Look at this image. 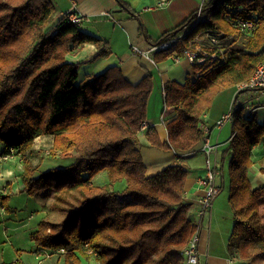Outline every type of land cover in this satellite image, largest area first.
I'll use <instances>...</instances> for the list:
<instances>
[{"label": "trees", "instance_id": "16d2710c", "mask_svg": "<svg viewBox=\"0 0 264 264\" xmlns=\"http://www.w3.org/2000/svg\"><path fill=\"white\" fill-rule=\"evenodd\" d=\"M117 2L139 17L126 0ZM55 13L52 0H0L3 155L15 153L23 160L20 192L33 196L52 189L54 206L67 211L62 222H40L31 235L36 252L64 248L66 264H82L81 258L91 254L99 264H182L183 251L199 228L185 198L188 170L171 164L148 176L138 148L153 75L132 84L119 66H111L78 82L79 65L66 55L92 42L99 47L94 58L106 57L110 43L68 16L53 24ZM195 13L157 40L139 17L140 32L155 44L189 26ZM203 16V24L231 36V54L196 80L166 84V112L177 116L167 123L165 141L155 129L145 131L152 147L176 153L194 149L205 137L203 115L216 97L225 90L234 94L264 60V0H209ZM250 18L257 27L245 34L234 22ZM153 57L161 62L169 54L156 51ZM232 128L236 134L223 152V161L231 155L228 202L235 219L227 248L243 260L252 259L254 251L264 258V184L253 186L249 177L252 151L264 142V122L257 112L248 115L240 108ZM43 134H55L49 153L71 154L73 161L38 173L40 165L31 156L38 153L34 139ZM102 172L107 180L95 181Z\"/></svg>", "mask_w": 264, "mask_h": 264}, {"label": "crops", "instance_id": "0c3cea01", "mask_svg": "<svg viewBox=\"0 0 264 264\" xmlns=\"http://www.w3.org/2000/svg\"><path fill=\"white\" fill-rule=\"evenodd\" d=\"M126 1L139 12V17L152 40H157L166 31L181 24L203 2V0H163L166 3L160 6L159 1L161 0ZM52 2L56 8L54 24L63 16H67L70 11H74L83 16V21L80 24L82 30L110 43L111 53L106 57L94 58L99 52V47L92 42H86L78 51H71L66 55L68 62L79 65L78 82L92 78L111 66H119L124 76L132 84H137L146 75L152 74L154 86L148 101L146 121L150 123L151 128L158 132L163 141L167 140V123L176 118L177 114L176 112L170 114L166 112L169 106L166 104L165 86L168 82L174 80L185 83L191 80L194 75L196 76L195 69L190 61L185 58L176 61L168 57L167 60L157 62L154 57L148 56L147 51L153 43L148 42L145 35L140 32L139 17H134L128 11L122 9L117 0H52ZM136 47L139 49L138 51ZM260 100L264 102V95L261 96ZM230 102L224 111L215 108L212 111L211 108L203 115L204 122L210 128L209 139L213 144H220L217 150L211 154V159L217 166V181L222 186L221 192L214 200L211 213L206 215L199 216L198 213L200 200L205 193V189L200 184V179L207 173L206 161L208 158V154L200 150L201 142L189 152L176 153L150 146L146 132L139 133L141 143L138 148L142 152L148 176L171 164H182L188 170L185 198L192 203L191 215L199 224L201 264H207L204 257L208 258L210 264H233L230 260L238 258V255L230 254L227 248L235 221L228 202L229 189L228 194L220 198L226 181L229 183L228 164L227 160L223 161L224 151H221V149L229 145L233 128L230 126L229 129H225L226 124L222 128L215 126L222 114L229 109ZM257 113L259 121L264 122V109L258 110ZM230 122L232 123V121ZM54 138L55 136L52 134L37 136L33 143L34 150H39L36 148L46 146V144L53 145ZM4 149L5 144L0 141V185H3L0 188L6 192L17 193L24 188L20 176L23 162L20 161L22 160L21 157L15 153L3 155ZM64 157L65 159L62 160L64 165L62 166L67 165L74 158L71 154ZM252 159L254 164L249 170L251 182L253 186L263 185L264 142L253 149ZM54 166L56 165L47 160L40 165L38 173ZM106 177V172H102L95 178V181L105 182ZM45 194L46 192H41L38 195ZM42 210L45 211L44 208ZM228 218H230V223ZM46 250L50 251L51 255L43 260L39 259L37 264H66L63 252ZM35 258H37L36 255ZM51 259H54L55 262ZM242 261L247 263V260L246 262Z\"/></svg>", "mask_w": 264, "mask_h": 264}, {"label": "built area", "instance_id": "2783aa9c", "mask_svg": "<svg viewBox=\"0 0 264 264\" xmlns=\"http://www.w3.org/2000/svg\"><path fill=\"white\" fill-rule=\"evenodd\" d=\"M205 2L206 0H203L196 9L195 18L189 26L163 41L151 44L147 51V55L153 57L154 52L164 51L169 54V58L176 61L185 58L190 61L193 67H198V69L195 70L197 77L200 76L207 67L214 69L217 64L225 62L232 51L230 44L231 36L226 34L225 31L203 24L205 23V17L203 16ZM165 3L166 2L163 0L159 1L160 6ZM67 16L77 24H81L83 21V16L74 11H70ZM234 23L238 29L245 34L252 33L257 27L255 19L253 18L240 19ZM136 50L138 51L139 49L136 47ZM164 94L166 95V92ZM263 95L264 60L258 64L252 77L248 81L237 85L229 109L222 114L215 126L222 128L227 122L232 121L236 109L243 108L248 115L264 109V102L260 100ZM148 128H150V123L144 121L141 125V132L146 131ZM201 129L204 131L205 137L201 142L200 150L208 154V158L206 161L207 173L200 179V184L205 189V193L200 200L199 216L211 213L214 200L222 190L221 184L217 181V166L211 159V154L217 150L220 144H213L209 139L208 133L210 128L207 124H202ZM235 134L236 132H233L229 139L231 140ZM199 245L200 234L198 229L183 251L182 264H201ZM60 252L65 253L66 250L62 248ZM37 255L40 260H43L48 258L51 252L42 248L37 251ZM234 259L230 261L233 263Z\"/></svg>", "mask_w": 264, "mask_h": 264}, {"label": "rangeland", "instance_id": "374dc122", "mask_svg": "<svg viewBox=\"0 0 264 264\" xmlns=\"http://www.w3.org/2000/svg\"><path fill=\"white\" fill-rule=\"evenodd\" d=\"M207 1L209 0H206V2ZM196 79L197 76L194 75L191 80ZM231 97L233 98V94L230 90H225L220 93L215 100L212 111L214 108L217 110L223 109L224 111L228 107L229 102L232 101ZM227 123L225 129H229L230 126L232 127L231 122ZM52 135L55 136V134ZM53 145L46 144V146L43 145L42 147L36 148L39 150H35L38 153L31 156L33 163L39 166L50 158V161L55 164L56 167L64 165L62 160H64V156H68V154L61 155L60 152L56 154L49 153ZM225 149L226 147H224V149L222 148L221 151ZM230 157L231 155H228L226 159L227 164ZM20 161L23 162V160ZM0 186L2 187L3 185ZM228 189L229 183L226 181L220 198L228 194ZM41 192H46V194L38 195ZM35 195L36 196L33 197L34 195L31 196L25 192L10 193L0 188V264H37L39 257L36 252L37 245L31 236L32 233L39 228V224L43 220L62 222L67 217V211L58 209L54 206L55 193L52 189L40 191ZM39 204L42 206L40 207ZM42 208H44L45 211L42 210ZM228 222L230 223V218H228ZM35 255L37 258H35ZM81 259L82 264H99L97 255L95 254H91L89 257H82ZM240 259L238 255V258L234 259L235 262H233V264H264V258L259 251H254L252 259L247 260V263H244L242 261L243 259ZM51 261L55 262L54 259H51ZM204 261L210 264L207 257H204ZM244 261L246 262V260Z\"/></svg>", "mask_w": 264, "mask_h": 264}]
</instances>
